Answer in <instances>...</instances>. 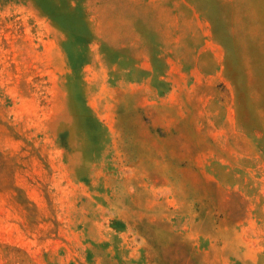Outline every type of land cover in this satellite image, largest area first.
Wrapping results in <instances>:
<instances>
[{
	"label": "rangeland",
	"instance_id": "374dc122",
	"mask_svg": "<svg viewBox=\"0 0 264 264\" xmlns=\"http://www.w3.org/2000/svg\"><path fill=\"white\" fill-rule=\"evenodd\" d=\"M0 264H264V0H0Z\"/></svg>",
	"mask_w": 264,
	"mask_h": 264
}]
</instances>
